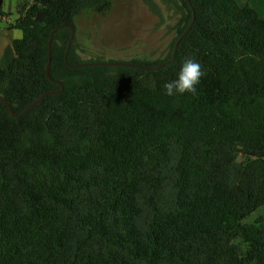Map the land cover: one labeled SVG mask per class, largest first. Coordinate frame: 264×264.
<instances>
[{
  "label": "trees",
  "instance_id": "1",
  "mask_svg": "<svg viewBox=\"0 0 264 264\" xmlns=\"http://www.w3.org/2000/svg\"><path fill=\"white\" fill-rule=\"evenodd\" d=\"M161 17L157 0H142ZM162 59L68 67L69 26L111 0H23L0 63V264H264V17L237 0H158ZM57 27H60L56 29ZM51 62L45 73L50 33ZM73 42L70 65L82 60ZM187 59L196 93L166 96Z\"/></svg>",
  "mask_w": 264,
  "mask_h": 264
},
{
  "label": "rangeland",
  "instance_id": "2",
  "mask_svg": "<svg viewBox=\"0 0 264 264\" xmlns=\"http://www.w3.org/2000/svg\"><path fill=\"white\" fill-rule=\"evenodd\" d=\"M156 2L161 17L153 14L142 0H111L105 14L81 13L75 18L74 36L80 58L127 63L165 57L175 36L173 25L177 15L160 1ZM261 9L264 10L262 2ZM0 24L1 28L5 26L2 21ZM258 217H264V207L248 215L244 222L253 223Z\"/></svg>",
  "mask_w": 264,
  "mask_h": 264
},
{
  "label": "water",
  "instance_id": "3",
  "mask_svg": "<svg viewBox=\"0 0 264 264\" xmlns=\"http://www.w3.org/2000/svg\"><path fill=\"white\" fill-rule=\"evenodd\" d=\"M193 20H194V17L192 18L190 24L188 25V27L184 30V32L178 37V39L175 41L174 43V46H173V50H172V54H171V57L168 61L166 62H163V63H160V64H157V65H152V66H142V65H136V64H133V63H120V62H101V61H86V62H82V63H78V64H75V65H70L66 62V57H67V53L70 49V46L73 42V39H74V36H75V29L74 27L72 26H69L70 28V36H69V39L67 41V45H66V49H65V54H64V60H65V63L68 67H72V68H80L82 66H129V67H137V68H143V69H156V68H159L161 67L162 65L172 61L175 57V54H176V51H177V47L181 41V39L184 37V35L189 31L190 27L192 26L193 24ZM60 27H57L56 29H58ZM54 29L50 35H49V39H48V45H47V63H46V68H45V73L47 75V77L50 78V75H49V70H50V62H51V42H52V35H53V32L56 30ZM54 83H56L57 85L60 86V89L57 90V91H46L44 93H42L41 95H39L37 98H35L31 103H29L21 112L19 113H15L11 107V105L9 104V102L3 98L1 95H0V102L4 105L7 106L10 114L13 116V117H20L22 116L23 114H25L28 110H30L33 106H35L38 102L42 101L44 96L46 95H49V94H58V93H61L63 91V85L60 81L58 80H54V79H51Z\"/></svg>",
  "mask_w": 264,
  "mask_h": 264
},
{
  "label": "crops",
  "instance_id": "4",
  "mask_svg": "<svg viewBox=\"0 0 264 264\" xmlns=\"http://www.w3.org/2000/svg\"><path fill=\"white\" fill-rule=\"evenodd\" d=\"M23 0H0V23L5 26L1 28L0 24V63L2 66H7L13 58L12 42L15 38L21 36L20 30L13 25L15 19L19 17V6ZM239 3L247 2L255 7L262 17H264V10L261 9V2L264 0H237ZM32 3L33 0H28ZM260 6V7H259ZM262 11V12H261Z\"/></svg>",
  "mask_w": 264,
  "mask_h": 264
},
{
  "label": "clouds",
  "instance_id": "5",
  "mask_svg": "<svg viewBox=\"0 0 264 264\" xmlns=\"http://www.w3.org/2000/svg\"><path fill=\"white\" fill-rule=\"evenodd\" d=\"M203 75L201 65L192 59H187L181 65L176 78L163 85L164 94L169 97L185 93L195 94L196 86Z\"/></svg>",
  "mask_w": 264,
  "mask_h": 264
}]
</instances>
